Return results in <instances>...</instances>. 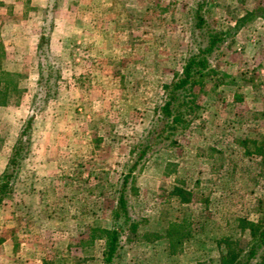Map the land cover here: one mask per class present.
<instances>
[{
    "label": "rangeland",
    "instance_id": "374dc122",
    "mask_svg": "<svg viewBox=\"0 0 264 264\" xmlns=\"http://www.w3.org/2000/svg\"><path fill=\"white\" fill-rule=\"evenodd\" d=\"M47 1L44 13L25 11L53 38L39 75L22 35L11 57L0 50V173L32 115L0 197V264H102L116 189L163 83L194 48L195 0ZM9 3L17 23L24 4ZM208 9L227 34L187 124L152 142L128 177L133 229L113 264H219L245 247L249 220L264 221V169L248 140L264 131V0H209ZM250 264H264V249Z\"/></svg>",
    "mask_w": 264,
    "mask_h": 264
},
{
    "label": "trees",
    "instance_id": "16d2710c",
    "mask_svg": "<svg viewBox=\"0 0 264 264\" xmlns=\"http://www.w3.org/2000/svg\"><path fill=\"white\" fill-rule=\"evenodd\" d=\"M208 3L209 0H195L193 3L190 35L193 39L194 48L184 58L178 73L169 82L163 83V99L151 127L145 133L144 137L147 139L144 138L138 142L137 149L127 166V171L123 174L116 189L115 204L111 209V225L105 229L104 234V246L101 253L102 264L114 263L122 232L133 229L125 196L128 177H130L131 172L137 167L140 160L143 159L152 142L154 143L156 139L170 138L177 126L187 124L185 123V116L188 115L194 105V87L200 84L203 76L208 74L211 66L210 56L225 39L227 34L225 26L211 24L212 22L208 19ZM42 43L43 37L40 38L39 45H42ZM220 83V81H215L214 85ZM31 121L32 115H29L20 129L5 166L0 173V197L7 190L9 181L13 177L15 168L21 158L23 137L30 128ZM248 140L251 142L252 152L259 157L257 166L264 169V131H255L254 135ZM240 144L245 146V140L242 139ZM257 201L262 204L258 211L264 213V193L263 198ZM247 228L249 229L250 239L245 247L242 250L240 249L238 253L228 252L219 264H250L264 249V221L258 224L249 220Z\"/></svg>",
    "mask_w": 264,
    "mask_h": 264
},
{
    "label": "crops",
    "instance_id": "0c3cea01",
    "mask_svg": "<svg viewBox=\"0 0 264 264\" xmlns=\"http://www.w3.org/2000/svg\"><path fill=\"white\" fill-rule=\"evenodd\" d=\"M15 1L23 2L24 4V9H23L24 15L22 16L23 19L19 20V22L17 23H16L17 16L13 15L15 14L14 13L15 9L13 8L12 3H9ZM36 1L37 0H0V35H2V37L0 36V50L2 51L3 57L6 58L11 57L12 53H14V51L16 50L14 44L15 37L18 36L19 34L22 35V37L20 38L23 46L22 48L24 49V51L26 49V51H28L29 54L34 52L36 57L35 65L38 68V75H39V72L41 71L40 70L41 65H43L41 61V58L43 56V53L41 51L43 50H42V45H39V40L41 37H43V43H46L49 46V41L52 40L53 38L51 37L49 39L50 33L46 34L45 25H41L43 22L42 17L38 16L37 14H35V16L25 15L26 10H29L28 12L36 11L43 13L47 11V7L50 2L48 3L47 0H44L45 2L43 4L42 2H40L39 5H36ZM11 13L14 17L11 16ZM33 17L40 18V20H36V22L32 24ZM3 34L6 35L5 39L3 38ZM47 39L48 42H46ZM26 51L23 53L24 58H26V53H27ZM2 67H3V63H0V68ZM2 70L4 71L3 73L5 74L10 73L15 75L14 72L7 71L8 69H2ZM7 104H8L7 102H0V109H3L5 106H7Z\"/></svg>",
    "mask_w": 264,
    "mask_h": 264
}]
</instances>
